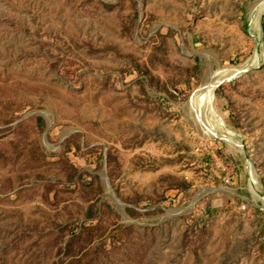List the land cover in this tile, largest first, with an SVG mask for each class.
Masks as SVG:
<instances>
[{"label": "rangeland", "instance_id": "rangeland-1", "mask_svg": "<svg viewBox=\"0 0 264 264\" xmlns=\"http://www.w3.org/2000/svg\"><path fill=\"white\" fill-rule=\"evenodd\" d=\"M0 264H264V0H0Z\"/></svg>", "mask_w": 264, "mask_h": 264}, {"label": "bare ground", "instance_id": "bare-ground-1", "mask_svg": "<svg viewBox=\"0 0 264 264\" xmlns=\"http://www.w3.org/2000/svg\"><path fill=\"white\" fill-rule=\"evenodd\" d=\"M255 16V15H254ZM259 28V27H258ZM224 78V77H223ZM222 80V79H219ZM214 81V82H209L207 84H205L201 89H200V93H198L197 97L201 98L204 100V103H206L207 105H211L213 102V97H212V93L213 90L215 89L216 84H218V81ZM198 107V106H197ZM206 107V106H205Z\"/></svg>", "mask_w": 264, "mask_h": 264}]
</instances>
